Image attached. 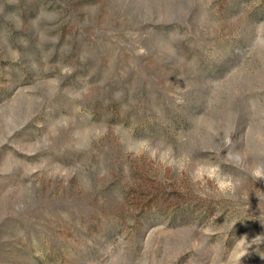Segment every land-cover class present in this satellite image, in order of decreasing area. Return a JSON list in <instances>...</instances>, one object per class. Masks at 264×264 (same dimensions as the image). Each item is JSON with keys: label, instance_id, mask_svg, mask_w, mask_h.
Here are the masks:
<instances>
[{"label": "rangeland", "instance_id": "rangeland-1", "mask_svg": "<svg viewBox=\"0 0 264 264\" xmlns=\"http://www.w3.org/2000/svg\"><path fill=\"white\" fill-rule=\"evenodd\" d=\"M262 137L264 0H0V264H264Z\"/></svg>", "mask_w": 264, "mask_h": 264}, {"label": "clouds", "instance_id": "clouds-1", "mask_svg": "<svg viewBox=\"0 0 264 264\" xmlns=\"http://www.w3.org/2000/svg\"><path fill=\"white\" fill-rule=\"evenodd\" d=\"M140 148L142 151H149L150 155L153 158L155 157L156 149L151 148L148 141L141 142ZM236 159L238 161L237 166H239V162L246 161V157L242 160L240 156H237ZM250 174L257 180H264V165L252 168ZM192 178L194 181H200L203 183H207V181H213L219 192L224 195L235 192L236 187L239 184V181L236 178L232 177L230 174L222 173L219 166L211 163L197 165V167L193 171ZM255 239L256 237L253 240ZM251 242H248L246 236L241 237L237 241V247L245 249L244 251H241L239 253V259L243 258L247 254L245 246H247L248 248L251 247ZM261 242H264V240H261Z\"/></svg>", "mask_w": 264, "mask_h": 264}]
</instances>
